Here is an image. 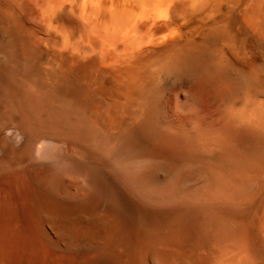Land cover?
Wrapping results in <instances>:
<instances>
[{"label":"bare ground","instance_id":"6f19581e","mask_svg":"<svg viewBox=\"0 0 264 264\" xmlns=\"http://www.w3.org/2000/svg\"><path fill=\"white\" fill-rule=\"evenodd\" d=\"M0 264H264V0H0Z\"/></svg>","mask_w":264,"mask_h":264}]
</instances>
